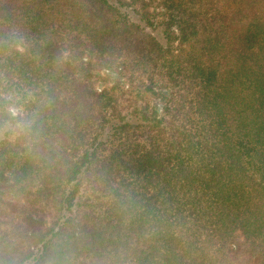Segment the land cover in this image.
Listing matches in <instances>:
<instances>
[{
  "label": "trees",
  "instance_id": "16d2710c",
  "mask_svg": "<svg viewBox=\"0 0 264 264\" xmlns=\"http://www.w3.org/2000/svg\"><path fill=\"white\" fill-rule=\"evenodd\" d=\"M0 264H264V0H0Z\"/></svg>",
  "mask_w": 264,
  "mask_h": 264
},
{
  "label": "rangeland",
  "instance_id": "374dc122",
  "mask_svg": "<svg viewBox=\"0 0 264 264\" xmlns=\"http://www.w3.org/2000/svg\"><path fill=\"white\" fill-rule=\"evenodd\" d=\"M102 74L105 75V77L107 76V78H109L110 81H114L115 78H116V76H115L114 74H112V73L102 72ZM103 86H104V85H103L101 82H99L98 85H97V88L102 89ZM10 108H11L10 110H11L13 113H18V112H19V109L16 108L14 105H12Z\"/></svg>",
  "mask_w": 264,
  "mask_h": 264
}]
</instances>
